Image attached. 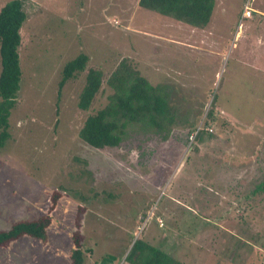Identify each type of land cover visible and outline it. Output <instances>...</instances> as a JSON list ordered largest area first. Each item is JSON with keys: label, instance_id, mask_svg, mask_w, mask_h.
<instances>
[{"label": "rangeland", "instance_id": "374dc122", "mask_svg": "<svg viewBox=\"0 0 264 264\" xmlns=\"http://www.w3.org/2000/svg\"><path fill=\"white\" fill-rule=\"evenodd\" d=\"M237 4L217 0L214 23L225 27ZM249 6L227 37L217 24H162L138 0L24 1L19 89L0 147V231L60 197L46 213L47 241L12 240L0 264H69L76 232L84 264H129L135 238L180 264H264V192H251L264 178V0ZM156 34L183 43L176 51ZM79 53L103 74L88 111L76 105L86 71L56 93L62 65ZM123 58L166 88L173 120L164 131L131 125L117 145L95 148L77 132L107 101L105 80Z\"/></svg>", "mask_w": 264, "mask_h": 264}, {"label": "trees", "instance_id": "16d2710c", "mask_svg": "<svg viewBox=\"0 0 264 264\" xmlns=\"http://www.w3.org/2000/svg\"><path fill=\"white\" fill-rule=\"evenodd\" d=\"M24 1L9 0L0 8V147L10 136L8 117L19 89L20 28L26 19ZM138 4L199 28L208 23L213 9V0H138ZM88 59L87 54L79 53L67 60L61 67L57 82L56 93L60 96L67 81L86 71L76 101L82 111L90 110L103 81L101 69L87 67ZM105 81L111 89L107 101L88 113L78 129L77 135L83 142L95 148L112 147L122 140L131 125L144 126L143 130L153 129L155 125L164 131L171 124L173 117L168 113L171 105L167 103L166 88L152 85L129 59H121ZM196 137L201 138L198 133ZM251 192H264V178ZM57 194L54 192L49 199L50 207L47 206L46 212L35 219L15 221L9 228L1 230L0 247L24 236L47 241L46 227L50 219L46 213L55 209L54 199L60 197ZM72 236L74 246L69 252V264H84L80 234L76 232ZM124 259L129 264H180L167 249L142 238L132 241Z\"/></svg>", "mask_w": 264, "mask_h": 264}, {"label": "crops", "instance_id": "0c3cea01", "mask_svg": "<svg viewBox=\"0 0 264 264\" xmlns=\"http://www.w3.org/2000/svg\"><path fill=\"white\" fill-rule=\"evenodd\" d=\"M244 1H246V0H238V4H237V7H236V9L234 10V15H232L233 16V18H230L228 21H225L226 22V25H225V27H222V26H220L218 23H214V21H213V15L211 14V16H210V19H209V21H208V23L204 26V27H208V26H212V27H214V28H218V27H216L215 25L217 24L218 26H220V27H222V28H224L225 30L224 31H226V32H224L222 35L224 36V35H226L227 34V37L230 35V33H229V29L231 28V30H232V27H234V26H236V22H237V19L239 20L240 19V22L242 23V21H241V19L243 20V19H245L246 20V18H248V17H242L241 16V14H239L240 12H241V8H242V6H243V2ZM215 3H217V0H213V9H212V12L213 13H215L216 11H217V8L215 7L214 8V6H215ZM224 11V10H223ZM254 11V10H253ZM221 12H222V9H221ZM158 14H160V13H158ZM160 15H162L163 17H161L162 19H161V21H162V24H166L167 22H172V23H170V24H173V25H176L177 27H178V25H180V24H184V25H188V26H190L191 28H196V29H200L199 27H195V26H193V25H191V24H188V23H185V22H183V21H180V20H178V19H175V18H172V17H170V16H166V15H163V14H160ZM231 16V17H232ZM171 19V20H169V19ZM242 26V25H241ZM204 27H202V28H204ZM222 31V30H221ZM230 32H232V31H230ZM20 34H21V32H20ZM217 34V33H216ZM152 39H159V40H161V39H164L166 42H168V44H169V46H171L172 45V47H174V49L176 50V51H178L176 48L177 47H179V46H181V44L183 43L181 40H179V38L178 37H176V36H172V35H169V36H164V35H160V34H156V35H153L152 37H151ZM157 43H159V42H157ZM160 44V43H159ZM162 45V44H161ZM163 46V45H162ZM171 51V50H170ZM170 54H172V52H170ZM36 240H38V239H36ZM38 241H41V240H38Z\"/></svg>", "mask_w": 264, "mask_h": 264}, {"label": "built area", "instance_id": "2783aa9c", "mask_svg": "<svg viewBox=\"0 0 264 264\" xmlns=\"http://www.w3.org/2000/svg\"><path fill=\"white\" fill-rule=\"evenodd\" d=\"M251 0H246L245 4L243 5V10H242V17H247L250 15V11L252 10L250 5Z\"/></svg>", "mask_w": 264, "mask_h": 264}]
</instances>
